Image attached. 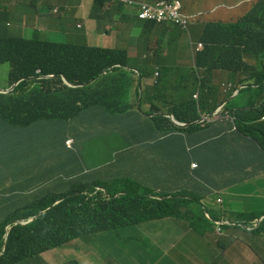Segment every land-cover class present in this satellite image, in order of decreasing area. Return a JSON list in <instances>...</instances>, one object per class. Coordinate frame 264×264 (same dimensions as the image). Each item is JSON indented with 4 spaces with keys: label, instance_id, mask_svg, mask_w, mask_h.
Instances as JSON below:
<instances>
[{
    "label": "trees",
    "instance_id": "1",
    "mask_svg": "<svg viewBox=\"0 0 264 264\" xmlns=\"http://www.w3.org/2000/svg\"><path fill=\"white\" fill-rule=\"evenodd\" d=\"M107 2L95 0L92 13ZM41 4L48 11L56 7L54 0H29L27 9L39 14ZM22 8V0H0L1 26L4 19L14 30L38 29L32 19H25ZM118 9L124 6L119 4ZM191 9L187 3L185 13L192 15ZM259 10L264 12V2ZM66 20L61 12L52 22L61 25ZM81 21V17L73 19L75 24ZM154 24H145L141 34L147 55L149 41L156 35L155 56L162 62L161 75L152 86L134 79L133 65L138 61L131 60L125 49L26 39L1 29L0 67L11 64L10 87L24 81L12 92L0 93V185L8 173H36L37 160L47 161L41 157L46 150L54 158L63 188L59 195L46 194L40 202L10 199L7 205L18 204L10 213L13 218L0 210L2 252L8 224L36 216L59 199L33 222L10 230L1 260L17 264L47 250L55 255L75 239L88 244L97 233L163 217L205 227L209 221L200 209L202 198L224 190L228 206L237 185L264 175V69L255 53L254 65L241 61L242 53L253 51L247 44L252 38L237 25L206 24L199 36L203 49L193 54L189 43L180 44L183 30L174 29L164 42L153 32ZM195 28L196 21L191 20L192 36ZM166 31L162 29V37ZM257 41L264 45V31ZM225 73L232 84L226 92L216 83ZM62 75L82 86L64 84ZM239 87V95L214 118L215 109ZM132 90L136 100L150 104L149 109L142 111L130 101ZM106 128L119 147L139 148L141 168L105 182L90 181L79 140L103 136ZM69 138L76 140L70 149L65 144ZM91 150L97 154L100 148ZM191 163L196 168L191 169ZM263 214L253 212L249 217ZM259 231H264V220ZM120 238L118 233L110 240Z\"/></svg>",
    "mask_w": 264,
    "mask_h": 264
},
{
    "label": "clouds",
    "instance_id": "2",
    "mask_svg": "<svg viewBox=\"0 0 264 264\" xmlns=\"http://www.w3.org/2000/svg\"><path fill=\"white\" fill-rule=\"evenodd\" d=\"M91 1H92L91 16H93L94 13L98 12L99 10L92 13V8L95 5V0H91ZM199 1L201 3L205 2L204 0H199ZM213 1L216 3L222 4V6L214 14V16L219 21H213V22L207 23L211 27L219 26V25H223V26L224 25L225 26L237 25L239 27V29L241 30L243 25H239V23L236 19L237 10H240L243 13H253V15L250 17V19L247 20L246 30H244L246 32V34L252 38V40L250 42H247V44L249 46L251 45V47L253 48V51H251L249 48L248 54L242 53L241 61H242V63L248 64V65H254L255 64V58L254 57L252 58L251 56H252V54L255 53V56L260 61V68L264 69V54H259V50L262 49L264 51V45L257 41V38L264 31V12L259 10L260 6H261V4H263L264 0H243L240 4H238L239 2L237 4H235L234 0H213ZM119 4L123 5L124 9L126 11L131 12L132 15L136 17V21L138 23H140V26L142 27V31H143V28L145 27V24L155 23L154 25H156V28L153 32L158 34L162 38V40L164 41L166 35L170 34V37H171L173 30L176 28H180L181 30L186 32L187 37H188V39H186L185 35H182V37L180 39L181 45H184L186 42L189 43L193 54L195 52H198V51L203 49V43L200 41L199 37L196 38V35L192 36L189 32L191 20H194L197 22L198 18L195 15H188L185 13V6L183 3V0H108V2L105 3V5L100 9V11L106 12L107 10H112L114 12L122 13L124 9L119 10L118 9ZM227 6H235V7H234L233 11H231L227 8ZM112 11H109V12H112ZM109 12H106V13H109ZM2 21H3V27L0 24V31H1V29H4V30L8 31L9 34H10V32H12L15 34L14 36L23 37L26 39H33V38L42 39L38 33V30L33 31V33L29 36H25V35L18 33L14 29L10 30L11 27L5 22V20L2 19ZM205 25H204V27H205ZM204 27H203V29H204ZM163 28H165L167 31H166V34L162 37V29ZM61 33H63L67 39L72 38V40L77 41L79 43H85L88 46L100 47L98 45H92L91 43H88L85 40L84 29H82V26L79 24L76 25L74 30L71 32V33H75V35H72L70 32H68V33L67 32H61ZM42 40H45V39H42ZM45 41H47V40H45ZM50 42L56 43L54 41H50ZM58 44H64V43H58ZM100 48L107 49L104 47H100ZM246 49H248L247 46H241V50H246ZM110 51H115V50H110ZM150 55H151V53L149 55L146 54V56L148 58L146 60V64L144 65V68H145L144 72L140 68L133 69L134 79L135 80H138V79L141 80V85L143 84V86H146V85L152 86L153 84H155L157 82L158 78L161 75L160 71L162 68V62H161V60H159L160 57L155 56V55L153 57H151ZM177 64H181V63H177ZM114 67L115 66H112L108 70H111ZM127 68H129V67H127ZM106 72H107V70L103 71L102 74H106ZM48 77H51V75ZM62 80H63L64 84H67L70 87L82 86V85H76V84L70 83L68 81V79L63 75H62ZM19 81H20V83L18 85H20L24 80H19ZM216 83H217V86H220V88L225 89L224 92L228 91L232 87V84L229 81V77H228L227 73H225L222 76H220L219 78H217ZM15 84H14V86L9 87V89L13 88V90H14L15 87L18 86ZM9 89H7V90H9ZM143 89H145V88H142V90ZM241 89H242V87H239V89L237 91H235V93L233 94V96L231 98H229L226 102L220 104L215 109V111L212 113L214 118H218L219 113L222 111V109L225 107V105L230 100H232L237 95H239ZM13 90L6 92V93H3V92H0V93L7 94V93L12 92ZM134 91L135 90H132L130 92V101L131 102L133 101L131 99V96L133 97ZM196 98H197V96H196ZM134 103L136 104L137 108L141 107L140 110H142V109L147 110V108H143L142 106L144 104H148V103H142L141 98H139L138 100H135ZM171 119L176 124H178L179 126H184L183 124L177 123L173 117H171ZM262 121H264V117H263ZM106 129L108 130V128H106ZM75 142H76V140H74L73 138H69L65 143L66 147L68 149L72 148L73 145L75 144ZM85 147H86L85 142H81V145L79 147V152L81 153V155H82V151ZM120 149H123V150L137 149L139 152V159H140V151H139V148L137 146L133 147V148H122V147H120ZM114 151H116V148H112V151L110 153L111 155L106 156V154H107L106 148L100 149L97 154H94V152L90 148H88V153H89L88 159L90 161H93V162H98V164L100 166L108 165V166L118 167L120 162L123 163V156H119L118 158L112 156V153ZM41 157H42V159H44V157L42 156V153H41ZM37 161L39 162V167H38V171L36 173L27 172V171H23L22 173H18V172L17 173H8L7 175H10V179L6 175V181H5L4 185H0V187H4L5 185L8 184L9 181H13V182L16 181L19 178L18 175L26 173V174H33L34 177H28L26 180H24L22 185H21L22 189H25V190H36V189H38L39 191H42V192H45L46 194H49V196L59 195L62 192V190L61 191H54L52 189V187L53 186L61 187V185L55 184V185L47 186L45 183L47 182L48 177L45 173H43V170H44V166H42L43 161H41V160H37ZM190 168L191 169L196 168V163H191ZM261 176H263V175H261ZM247 181H249V180H247ZM38 187H40V188H38ZM46 194H45L44 198L39 197L38 201H33V202H40V199H46ZM227 195H228V193L224 190L214 191V193H212L211 195H208L207 197L202 198L200 200V209H202V212H203L205 218L209 221V225H207L205 227L200 223H197L196 226H192L189 221L182 220V219H176L174 217H163V219L172 218L176 221L187 223L189 225L190 229H192L193 232H195V234H193V238H195L197 240V242L199 243V246H200L199 250H196V252L201 253V255L204 257H210L213 254H215L217 251L225 248L229 244V242L232 240L233 235L237 230L254 231L256 233H264V231H259V227L264 220V214L260 215L257 218L252 220L249 217L251 213L248 215L242 213L239 210V208L231 201L230 196L228 199L229 204L227 206V198H226ZM47 200L49 201V199H47ZM58 201H59V199L56 200L55 202H53L52 204H50V206H48L46 209L47 210L50 209L55 204H57ZM4 205H7V203L0 202V210H2L1 206H4ZM47 210L41 211L36 216L29 217L25 220L18 219L16 221L8 224L5 227L6 233L3 235V240H4L3 243L4 244H3V250H2V252H0V257L4 254L3 252L5 251V248H6L5 243L7 242L10 230L18 224L26 225V224L33 222L38 217L43 215ZM211 212H214L217 217L216 218L213 217L211 215ZM227 213H228V215H227ZM6 216H8L9 218H13L10 213H6ZM249 221H251L253 223L251 227L248 226ZM97 234H95L93 236V238L96 237ZM0 239H1V233H0ZM127 239L130 240V237ZM108 240L112 241L110 239H108ZM128 240H125L123 242H128ZM188 240L189 239L186 236H184L181 239L182 243H187ZM123 242H120V243H123ZM122 246H123V248L129 247V244H127V246L122 244ZM68 247L76 248L77 253H79V251L85 247V244H83L80 240L75 239V240L71 241L70 243H68L66 247L62 248L55 255L52 252H50V250H47V251L42 252L38 255L27 258V259H25V260H23L17 264H27L28 261L35 259V258H41L42 256L45 258L47 263L50 264L51 260L54 258V256L60 255L63 252H69ZM77 253H75L74 255H71L70 258L67 259L68 264H77L74 260V257L77 256ZM46 255H48L49 260H47ZM0 264H9V263L7 261L0 259Z\"/></svg>",
    "mask_w": 264,
    "mask_h": 264
},
{
    "label": "rangeland",
    "instance_id": "3",
    "mask_svg": "<svg viewBox=\"0 0 264 264\" xmlns=\"http://www.w3.org/2000/svg\"><path fill=\"white\" fill-rule=\"evenodd\" d=\"M237 4L240 0H234ZM88 6H91L87 0ZM255 10V9H254ZM253 13H243L237 10L236 19L239 25H243L241 30H246V22ZM1 22V20H0ZM12 30V28H10ZM188 39L186 32H184ZM10 35L15 34L10 32ZM142 37H138L141 40ZM56 43H79L74 40L65 38H56L53 40ZM177 63H182V59ZM12 66L10 63L0 67V90H7L10 87V73ZM145 90V89H143ZM137 94L134 91L132 103L134 104ZM143 108H150L149 104H144ZM79 142H85L86 147L82 151V156L86 160L84 165L87 171V179L90 181H101L113 179L115 176L127 174L140 170L141 164L139 152L137 149L123 150L113 143L115 142L112 132L108 129L103 136H95L93 138L80 139ZM88 148L107 149L106 156H110L112 148L116 151L112 156H123V163L120 162L118 167L102 165L98 162H93L88 159ZM47 161L42 162L44 166L43 173L48 177L47 186L61 185L60 174L54 170V158L47 151L42 153ZM16 181H9L4 187H0V202L8 203L12 198H21L25 201H38L39 197L44 198L45 192L36 190H25L21 188L24 180L28 177H34L33 174H21ZM10 179V175H7ZM40 188V187H38ZM54 191H61L63 188L53 186ZM38 194V195H37ZM18 204L10 203L1 206L5 213H13L17 209ZM121 236L119 240L109 241L112 236ZM192 229L185 222H179L172 218H165L157 221L141 223L136 226L124 227L117 232H102L98 233L93 241L85 244V247L77 253V249L68 247L69 252H63L60 255L54 256V261L68 259L71 255L77 253L74 260L77 264H204V259L199 250V243L193 238ZM188 237L187 243H182L181 239ZM130 237L128 242L120 243L121 239L125 240ZM242 240L261 257L264 254V233H256L254 231H240ZM122 244L129 247L123 248ZM184 254V255H183ZM47 260H49L48 255Z\"/></svg>",
    "mask_w": 264,
    "mask_h": 264
},
{
    "label": "crops",
    "instance_id": "4",
    "mask_svg": "<svg viewBox=\"0 0 264 264\" xmlns=\"http://www.w3.org/2000/svg\"><path fill=\"white\" fill-rule=\"evenodd\" d=\"M90 5L92 6V1ZM183 0L184 6L190 5L192 15L197 16L195 35L200 36L203 27L208 22L219 21L215 16V12L222 6L213 0ZM243 0L239 1L240 4ZM56 5L53 11H48L47 6L41 4L39 6V14H34L27 9L29 0H22L23 8L19 11L25 13V19H32L37 26L38 33L42 39L47 41L56 40V38H65L61 32H72L76 25H81L84 29V38L92 45H98L110 50L125 49L131 60L138 61L136 68L145 70L147 56L145 54L146 41L138 40L141 37L142 27L136 21V17L131 12L123 10L120 12L98 11L91 16V6H88L87 0H54ZM235 6H227L233 11ZM56 11V12H55ZM61 12L66 16L67 20L61 25H55L52 19L59 16ZM75 17H81L82 21L78 24L73 22ZM22 35L29 36L33 33L28 28L24 31L16 29ZM75 35V33H71ZM155 37L149 41V51L151 57L156 54ZM170 34L166 35L164 42H167ZM141 53L143 55L141 56ZM231 201L244 214L253 212H264V175L247 181L245 184L237 185L229 194ZM252 222H248V226H252ZM240 231L237 230L229 244L217 251L210 257H204V264H264V254L261 257L252 250L240 237ZM232 235V234H231ZM27 264H48L45 258H35L27 262ZM50 264H68L65 259L59 261L51 260Z\"/></svg>",
    "mask_w": 264,
    "mask_h": 264
},
{
    "label": "water",
    "instance_id": "5",
    "mask_svg": "<svg viewBox=\"0 0 264 264\" xmlns=\"http://www.w3.org/2000/svg\"><path fill=\"white\" fill-rule=\"evenodd\" d=\"M20 83V81H18L15 85H18ZM13 90V88L9 89V90H0V92L6 93Z\"/></svg>",
    "mask_w": 264,
    "mask_h": 264
}]
</instances>
